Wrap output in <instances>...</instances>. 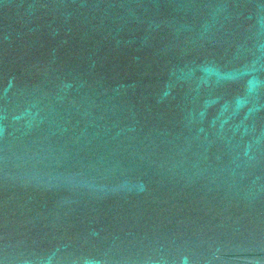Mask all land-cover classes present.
Masks as SVG:
<instances>
[{"label": "water", "instance_id": "95a60500", "mask_svg": "<svg viewBox=\"0 0 264 264\" xmlns=\"http://www.w3.org/2000/svg\"><path fill=\"white\" fill-rule=\"evenodd\" d=\"M0 264H264V0H0Z\"/></svg>", "mask_w": 264, "mask_h": 264}]
</instances>
